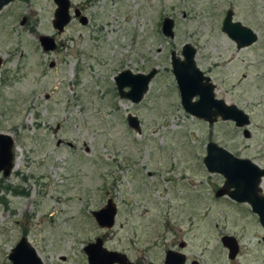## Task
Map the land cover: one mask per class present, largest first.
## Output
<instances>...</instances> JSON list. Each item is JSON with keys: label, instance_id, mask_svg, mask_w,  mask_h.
Wrapping results in <instances>:
<instances>
[{"label": "rangeland", "instance_id": "obj_1", "mask_svg": "<svg viewBox=\"0 0 264 264\" xmlns=\"http://www.w3.org/2000/svg\"><path fill=\"white\" fill-rule=\"evenodd\" d=\"M71 2L87 23L74 19L60 35L50 0H13L0 11V133L15 142L14 169L7 179L0 174V188L22 190L0 194V264H10L22 236L42 264H87L82 248L97 237L141 264H161L176 217L188 206L200 215L222 183L203 165L208 142L264 165V0ZM228 6L255 30L251 47L236 50L220 31ZM165 17L174 20L173 40L161 34ZM41 35L59 47L44 52ZM184 44L196 49L216 96L249 115L247 138L232 122L208 125L183 110L170 53L180 56ZM152 68L158 74L140 103L119 98L118 73ZM128 114L140 133L128 127ZM108 199L118 208L115 225L99 229L90 213Z\"/></svg>", "mask_w": 264, "mask_h": 264}, {"label": "water", "instance_id": "obj_2", "mask_svg": "<svg viewBox=\"0 0 264 264\" xmlns=\"http://www.w3.org/2000/svg\"><path fill=\"white\" fill-rule=\"evenodd\" d=\"M11 1L0 0V10ZM53 1L57 8L54 12L52 26L61 33L64 26L70 20L68 14L69 1ZM80 22L83 24L85 21L81 19ZM172 27V20L168 18L164 19L161 26L162 34L167 38H172ZM222 30L238 43V47L248 46L255 41L254 35L249 30L243 29L239 24H232L230 16H227L224 20ZM38 42L44 52H50L56 48L54 40L50 37L40 36ZM182 55L184 60L179 61L176 59L174 53L171 54V68L180 94V103L184 111L190 116L203 120L210 125L216 121L217 117H220L223 121H232L237 127L247 125L249 122L248 117L242 111L234 106H226L223 101L214 99L213 87L208 83V79H205L196 69L193 62L194 51L189 45L183 47ZM0 62H2L1 59ZM49 66L53 67V63H50ZM155 74L156 69L151 70L148 74H133L129 70L118 73L114 77V82L119 98L126 99L133 104L140 103L148 89L149 81ZM195 97H198L196 101L193 100ZM126 122L128 127L140 133V123L135 116L128 114ZM14 145L15 142L10 135L0 133V174L2 178H8L14 169ZM205 150L206 154L203 158L205 169L209 173L215 172L223 175L226 179L227 187H231L234 183L240 181L242 193H231V197L239 201L248 202L254 209L257 202L259 203L260 201L256 199L253 192L255 191L254 185L264 175V172H257L256 167L249 164V162L236 160L232 155L214 143H208L205 146ZM231 167L238 170L241 169L239 173L244 174L245 177L233 174L232 171L229 172V168ZM249 171L254 174L252 175V180H250ZM233 176L238 177V181ZM247 180H249L250 189H246ZM262 200L264 202V198ZM257 212L262 217V222L264 223V209ZM91 215L99 228L111 229L116 215L115 204L109 200L106 206L92 212ZM84 252L87 256L88 264H132L126 255L105 249L101 239H96L95 243L88 244L84 248ZM8 261L10 264H42L40 257H38L36 251L25 237H22L12 248L8 255Z\"/></svg>", "mask_w": 264, "mask_h": 264}, {"label": "flooded vegetation", "instance_id": "obj_3", "mask_svg": "<svg viewBox=\"0 0 264 264\" xmlns=\"http://www.w3.org/2000/svg\"><path fill=\"white\" fill-rule=\"evenodd\" d=\"M50 1H52L54 6H55V9H54L53 15H52V20H53L54 19V12H55L57 6L53 0H50ZM68 1H69L68 14H69L70 20H69L68 24L66 26H64L63 31L61 33H59L56 29L53 28L52 20H51V26L57 35L62 34L64 32V30L70 25V23L74 19H78L79 23L82 26L86 25V23H87L86 17L82 14L83 8H75V7H73L71 0H68ZM10 3H8L7 5H9ZM7 5H5V6H7ZM5 6H3L1 8V10ZM233 8H232V6H228L227 9L225 10L223 17L221 18L220 31L223 34H225L227 38H229L231 41H233V43L235 45V49L240 51V50H243L245 48H249L254 43H256L257 34H256L255 30L250 25L245 24L240 20L234 19L235 12H234ZM255 14H256V12L251 11V16L253 19H255ZM227 16H230V22L232 24H239L240 27H242L243 29L249 30L254 35L255 41L248 46L238 47V43L236 41H234L233 39H231L222 30L224 20L227 18ZM167 18L171 19L173 22V27H172L173 37L167 38L162 34V32H161V34L165 39L173 40V38H174V20L170 17H165V18H163V20L167 19ZM81 19H84V21H85L83 24L80 22ZM163 20H162V22H163ZM26 22H27V17H22V19L20 20V26H24L26 24ZM162 22H161V26H162ZM160 29H161V27H160ZM41 36H43V35H41ZM47 37H49V36H47ZM50 38H52L54 40V43L56 45V48L53 50V51H55L59 47V42H57L55 37H53V36ZM185 45H189V44L182 45V48L180 51V56H177L174 51H172L170 53V61L172 58V56H171L172 53H174L176 59H178L179 61L184 60V57L182 55V49ZM189 46L194 51L193 62H194L196 69L202 74V76L205 79H208V83L213 87L214 99L223 101L226 106L236 107L238 110L242 111L245 115H247L248 120H249L247 125L242 126V127H237L234 122L223 121V120H221L220 117H217L216 121L211 125H214L215 123H217L218 120H221L223 122H232L234 124L235 128L242 129L244 137L247 138L249 136V133H248L247 129H245V128L248 127L250 124L249 115L246 112H244L242 109L238 108L237 106L232 105V104H227L225 102V100L218 98L216 96V85L213 82V78L210 76V74L208 72L203 71L197 65V63H196V54H197L196 49L194 47H192L191 45H189ZM53 51H50V52H53ZM1 64H2V62H0V66H1ZM49 65H50V63H49ZM53 66H54V63H53ZM49 68H53V67L49 66ZM153 69H156V74L149 81L148 89H149V85H150L151 81L158 74V69L152 68L151 70H153ZM151 70H149L147 73H143V74H148ZM171 71H172V68H171ZM172 75H173V73H172ZM173 78H174V75H173ZM174 80H175V78H174ZM175 83H176V80H175ZM176 86H177V83H176ZM148 89H147V91H148ZM177 89H178V87H177ZM147 91H146V93H147ZM179 97H180V94H179ZM197 99H198V97H195L193 100L196 101ZM208 125H210V124H208ZM208 143H214V142H208ZM214 144H216V143H214ZM60 145H62V142L60 140H58L56 142V146L58 147ZM68 145L71 146V144H68ZM217 146L222 148L226 152H228L236 160L249 162V164L254 165L256 167L257 172H259V171L264 172V165H260L250 158L240 156V154L232 153L222 146H219V145H217ZM258 151H259L260 156L264 155V150L262 147H259ZM205 154H206V150H205ZM230 171H232L233 174L241 175V176L245 177L244 174L239 173V171H241V169L238 170L237 168L231 167V168H229V172ZM210 174L222 178V183L220 185H215L213 187V189L209 193L210 204L208 206H205V208L203 209V212L200 213V215H199V211L197 210L198 206L196 208H195V206H188V215L185 218H181L180 216L176 217L173 239L170 242V244H168V239H166V241H165L161 264H264V223L262 222V217L257 212L258 210L264 209V205H263L264 202L262 200L264 198V175H262L260 177V180L257 181V184L254 185L255 191H253V192L255 194L256 199L260 200L259 201L260 204L257 202V205H255V208L253 209V207L248 202L239 201V200L233 199L231 197V193H235V194L242 193L240 181L238 183L237 182L234 183L231 187H227L226 186V179L223 175H221L219 173H215V172L210 173ZM252 175H254L253 172H250V174H249V176L251 177L250 180L253 179ZM10 176H11V174H10ZM233 177H235V176H233ZM235 178H236V181H238L237 180L238 177H235ZM4 179H7V178H4ZM248 181L249 180H247V185L245 184L246 189H250V187H249L250 185L248 184ZM251 188H252V186H251ZM2 189H6V190L9 189L13 193H17V194L22 193V190H20L18 188H15V187L12 188L10 186H3L2 188H0V194L2 196H3V190ZM244 191H245V189H244ZM109 200H111V199H108L104 206H106V204ZM111 201H112V203H114L113 200H111ZM195 201L196 200H192V198H191L189 200V205H192ZM114 204L116 207V215H115V221H116L118 208H117L116 203H114ZM103 207H101L100 209H102ZM179 207L183 208L182 205H180ZM100 209H98V210H100ZM92 212H95V211H91V213ZM91 213H90V215H91ZM91 217H92V215H91ZM92 219L94 220L93 217H92ZM115 221H114V225H115ZM94 222H95V220H94ZM95 224L98 227L96 222H95ZM168 224H170L169 221H168ZM200 224H204L206 226V232L204 233V235L202 237L199 233V225ZM114 225H113V227H114ZM99 229H101V228H99ZM106 230H110V229H106ZM169 233H170V225L165 228L164 235L166 238H168ZM22 237H25V236H22ZM216 237H217V241H216V243H214L213 238L216 239ZM20 239L18 240V242L20 241ZM96 239H101L103 241L102 238L97 237L94 239V241L86 243L85 246L82 248V253L85 256L87 264H88L87 256L84 252V248L88 244L95 243ZM26 240H27V238H26ZM31 247L34 249V247L32 245H31ZM103 247L105 249H107L104 246V241H103ZM109 251H115V250H109ZM116 252L126 255L123 252H119V251H116ZM126 257L128 258V260L132 264H141V261L139 259H131L127 255H126Z\"/></svg>", "mask_w": 264, "mask_h": 264}]
</instances>
